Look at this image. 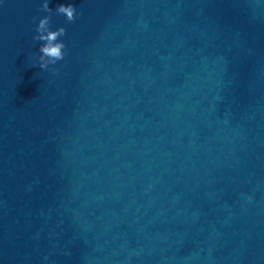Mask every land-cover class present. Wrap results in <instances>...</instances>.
<instances>
[{
  "label": "water",
  "instance_id": "1",
  "mask_svg": "<svg viewBox=\"0 0 264 264\" xmlns=\"http://www.w3.org/2000/svg\"><path fill=\"white\" fill-rule=\"evenodd\" d=\"M43 2L0 0V264H264V0H49L59 75Z\"/></svg>",
  "mask_w": 264,
  "mask_h": 264
},
{
  "label": "clouds",
  "instance_id": "2",
  "mask_svg": "<svg viewBox=\"0 0 264 264\" xmlns=\"http://www.w3.org/2000/svg\"><path fill=\"white\" fill-rule=\"evenodd\" d=\"M41 11L48 13V15L39 18L38 26L35 29L37 35L34 36V41L40 42L38 66L44 71H51L53 75H59V69L54 66L63 61L68 54L67 45L62 40L67 35V30L64 27L52 29L53 9L49 7V0H44ZM55 14L63 15L68 23H74L78 16H83V12H78L76 6L71 3L58 5ZM33 22L35 23L36 20L34 19ZM252 199L251 196L248 197L249 202Z\"/></svg>",
  "mask_w": 264,
  "mask_h": 264
}]
</instances>
